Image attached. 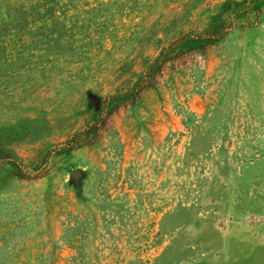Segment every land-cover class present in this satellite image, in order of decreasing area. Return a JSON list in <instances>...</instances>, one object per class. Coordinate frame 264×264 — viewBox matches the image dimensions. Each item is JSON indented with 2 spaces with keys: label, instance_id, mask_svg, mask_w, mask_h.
I'll return each mask as SVG.
<instances>
[{
  "label": "rangeland",
  "instance_id": "1",
  "mask_svg": "<svg viewBox=\"0 0 264 264\" xmlns=\"http://www.w3.org/2000/svg\"><path fill=\"white\" fill-rule=\"evenodd\" d=\"M0 264H264V0H0Z\"/></svg>",
  "mask_w": 264,
  "mask_h": 264
},
{
  "label": "trees",
  "instance_id": "2",
  "mask_svg": "<svg viewBox=\"0 0 264 264\" xmlns=\"http://www.w3.org/2000/svg\"><path fill=\"white\" fill-rule=\"evenodd\" d=\"M220 30H217L219 32ZM183 43L188 46V48H200L202 42L205 40H198L194 38H182ZM214 41L215 39H210ZM173 57L171 55L166 56L163 50H161L153 60L147 59L144 61V69L141 72L138 80L132 85V92L127 94V98H130V102L135 101L139 97V93L144 89L152 86L156 83L157 77H160L163 70L167 67L169 61H172ZM90 106L93 110L92 124L88 127L85 136L90 137L89 141L93 138L99 137L102 131H104L109 126L110 115L119 106V101L117 95L110 96L107 99L98 100L96 98L90 97ZM125 100V99H124ZM126 102V101H125Z\"/></svg>",
  "mask_w": 264,
  "mask_h": 264
},
{
  "label": "water",
  "instance_id": "3",
  "mask_svg": "<svg viewBox=\"0 0 264 264\" xmlns=\"http://www.w3.org/2000/svg\"><path fill=\"white\" fill-rule=\"evenodd\" d=\"M73 175H74V176H77V175H78V172H74Z\"/></svg>",
  "mask_w": 264,
  "mask_h": 264
}]
</instances>
